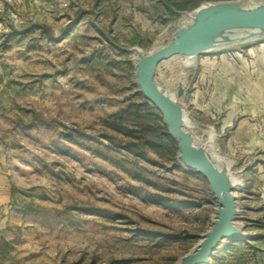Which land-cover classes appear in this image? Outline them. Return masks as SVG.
I'll list each match as a JSON object with an SVG mask.
<instances>
[{
  "label": "rangeland",
  "instance_id": "374dc122",
  "mask_svg": "<svg viewBox=\"0 0 264 264\" xmlns=\"http://www.w3.org/2000/svg\"><path fill=\"white\" fill-rule=\"evenodd\" d=\"M221 1L245 2L15 0L0 14V264H173L198 244L216 202L158 138L132 51ZM155 81L236 180L248 237L209 264H264V40L162 63Z\"/></svg>",
  "mask_w": 264,
  "mask_h": 264
},
{
  "label": "water",
  "instance_id": "95a60500",
  "mask_svg": "<svg viewBox=\"0 0 264 264\" xmlns=\"http://www.w3.org/2000/svg\"><path fill=\"white\" fill-rule=\"evenodd\" d=\"M180 16L182 20L167 42L148 54L139 48L133 49L132 54L137 51L134 59L135 85L143 100L159 114L162 125L176 143L178 163L205 180L216 202L211 228L196 246L173 264H209L222 242L248 237L239 224L233 173L224 160L206 147L195 145L186 131L184 107L158 86L155 79L160 65L170 60H191L264 40V0L203 3L188 13H180ZM182 93V88H178L177 97Z\"/></svg>",
  "mask_w": 264,
  "mask_h": 264
},
{
  "label": "trees",
  "instance_id": "16d2710c",
  "mask_svg": "<svg viewBox=\"0 0 264 264\" xmlns=\"http://www.w3.org/2000/svg\"><path fill=\"white\" fill-rule=\"evenodd\" d=\"M187 5H188V2H182V3H180V4H172V7L175 9V10H177V11H186L187 10ZM74 24L76 23V22H73ZM73 24H71V25H69V27L67 28V29H69L71 26H72ZM139 96H140V94H139ZM142 98V97H141ZM143 99V98H142ZM142 105L145 107V108H147L151 113H153L154 114V116H155V118L159 121V124H158V126H157V129H158V131H159V133H158V138L160 137V136H166V138L173 144V145H175V143H174V141L171 139V137L170 136H168L167 134H166V129H165V127L162 125V124H160V122H161V118H160V116H159V114L154 110V108L153 107H151L145 100H142Z\"/></svg>",
  "mask_w": 264,
  "mask_h": 264
},
{
  "label": "built area",
  "instance_id": "2783aa9c",
  "mask_svg": "<svg viewBox=\"0 0 264 264\" xmlns=\"http://www.w3.org/2000/svg\"><path fill=\"white\" fill-rule=\"evenodd\" d=\"M15 0H0V14H2L8 5H11Z\"/></svg>",
  "mask_w": 264,
  "mask_h": 264
},
{
  "label": "bare ground",
  "instance_id": "6f19581e",
  "mask_svg": "<svg viewBox=\"0 0 264 264\" xmlns=\"http://www.w3.org/2000/svg\"><path fill=\"white\" fill-rule=\"evenodd\" d=\"M136 54H137V51L134 52L135 58H136ZM184 120H185V127H187L188 126V121H187V119L185 117H184ZM233 182L236 185V180H235L234 177H233Z\"/></svg>",
  "mask_w": 264,
  "mask_h": 264
}]
</instances>
